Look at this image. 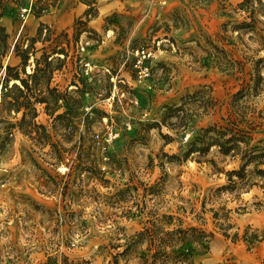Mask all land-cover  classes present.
Listing matches in <instances>:
<instances>
[{
  "label": "rangeland",
  "instance_id": "374dc122",
  "mask_svg": "<svg viewBox=\"0 0 264 264\" xmlns=\"http://www.w3.org/2000/svg\"><path fill=\"white\" fill-rule=\"evenodd\" d=\"M213 125L264 140V0H0V264H264V158Z\"/></svg>",
  "mask_w": 264,
  "mask_h": 264
},
{
  "label": "trees",
  "instance_id": "16d2710c",
  "mask_svg": "<svg viewBox=\"0 0 264 264\" xmlns=\"http://www.w3.org/2000/svg\"><path fill=\"white\" fill-rule=\"evenodd\" d=\"M7 69H10V66H6ZM16 79H19L21 82L24 81L23 78H20L19 74H10ZM251 88H248L246 93H243V90L240 91V94H247L250 92ZM185 104L178 106V119H180V124L185 127L188 123L183 122L184 118L189 115L188 111L185 112ZM183 113V114H182ZM236 127H239L240 121H233ZM179 124V125H180ZM240 130V132H239ZM242 129L238 131H233L228 126H219L213 125L208 128H203L202 131L198 132L195 137L190 142L189 152H195L198 154H204L208 152L213 145L219 146V151L222 154L240 155L244 161L243 167L239 170H233V173H236L243 176L245 172V166L248 162L256 161L260 163V160L264 158V140H260L258 143L253 142V137L249 134L241 133ZM258 171L264 173V169H259ZM146 232H151L149 229L140 233L139 238H142ZM180 240H182L181 246L178 247L179 254L183 255L184 258H188L190 254L194 251L198 253H204L208 248L206 234L203 231H198L195 229V232L192 236H188L186 231H182Z\"/></svg>",
  "mask_w": 264,
  "mask_h": 264
},
{
  "label": "built area",
  "instance_id": "2783aa9c",
  "mask_svg": "<svg viewBox=\"0 0 264 264\" xmlns=\"http://www.w3.org/2000/svg\"><path fill=\"white\" fill-rule=\"evenodd\" d=\"M30 10H31L30 7L23 8V11L21 14L24 17V19L28 17ZM150 55L151 53L145 48L137 49L138 59H137L136 67L138 69V74L141 77H145L149 73L148 66L145 64V61Z\"/></svg>",
  "mask_w": 264,
  "mask_h": 264
},
{
  "label": "bare ground",
  "instance_id": "6f19581e",
  "mask_svg": "<svg viewBox=\"0 0 264 264\" xmlns=\"http://www.w3.org/2000/svg\"><path fill=\"white\" fill-rule=\"evenodd\" d=\"M16 82H20V80H19V79H16V78H15V79L13 78V79L11 80V84H14V83H16Z\"/></svg>",
  "mask_w": 264,
  "mask_h": 264
}]
</instances>
